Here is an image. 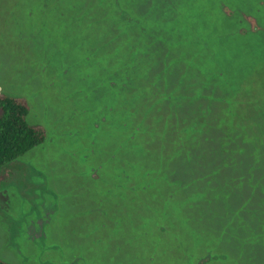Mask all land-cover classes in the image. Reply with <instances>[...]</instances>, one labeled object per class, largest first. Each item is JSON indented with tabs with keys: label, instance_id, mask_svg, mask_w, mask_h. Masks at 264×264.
<instances>
[{
	"label": "rangeland",
	"instance_id": "374dc122",
	"mask_svg": "<svg viewBox=\"0 0 264 264\" xmlns=\"http://www.w3.org/2000/svg\"><path fill=\"white\" fill-rule=\"evenodd\" d=\"M136 69L191 118L167 147ZM0 90L46 129L0 167L1 259L264 264V0H0Z\"/></svg>",
	"mask_w": 264,
	"mask_h": 264
},
{
	"label": "trees",
	"instance_id": "16d2710c",
	"mask_svg": "<svg viewBox=\"0 0 264 264\" xmlns=\"http://www.w3.org/2000/svg\"><path fill=\"white\" fill-rule=\"evenodd\" d=\"M113 10L116 11L115 16L117 17L118 11L116 9ZM109 13H110L109 20L111 21V23L115 24L116 17L114 15H111L112 13L111 10L109 11ZM136 24L137 22L133 23L132 19L131 22L127 19L125 21L124 27L122 24L120 26L119 24H117L118 27L115 28L117 33L116 36H121L125 33H128V38L127 40L126 39L125 40L130 42L131 44L135 42L137 38H143V35L137 33L135 26ZM109 26L110 24L108 25V27ZM125 26L126 28H129L128 32L125 31ZM129 31L133 32L132 35H130ZM116 36L114 37V40L116 39ZM191 42L195 44L199 43L196 41H191ZM133 49H135V46ZM124 50H125V45H124ZM194 53L196 54L195 50ZM124 64L125 67H123V69L129 67L128 66L129 64L126 65L125 60H124ZM129 71L127 70L126 73L129 74ZM145 71H146L145 69H141V71L139 69H136V71L134 72L135 75L133 77H132L133 75V71H132L131 72L132 75L129 76V79L126 77L125 84L128 85L135 79L136 76H138V81L135 82V85L137 84L139 85L138 90L142 89L140 91L141 93H139V98H140V101H138L139 104L134 105L135 109L137 110V115L139 116L138 120H142L144 126L146 124H149L148 121L152 119L156 120V123H154L156 126H154L153 123L152 125L149 124L150 125L149 129L150 131L153 132V133L150 132L149 136L152 137V135H154L155 138H161L160 146L167 147L169 131L175 132L174 129L176 128L175 126L176 123L171 124L172 115H174L179 120L178 125H181V123H185V124L188 123V120H190L191 118L187 117L188 119L184 120L178 117L180 113V103H178L180 101L176 100L178 96L172 94L170 90L164 91L165 89L161 84H158L157 87L154 86V88L152 81L150 82V84H147L146 83L147 78H145L144 80ZM154 90L155 91L159 90L160 95L158 99L155 100L152 106L150 105L152 103L148 101H152V99L154 98L153 97ZM168 91L170 92L169 94ZM148 95L150 96L148 97ZM171 101H173V103L170 105L169 102ZM29 113H30V103L24 96L7 94L0 90V167L18 159L21 156H24L27 152L41 145L46 140L45 127L39 123L29 122L28 120ZM193 113H195V111ZM167 116H169V118L166 121ZM195 123L197 124L198 122L196 121ZM164 124H167V127L166 126L163 127ZM189 127L190 125H188V127H186L184 130L180 128V135L183 138H185L184 133L189 131L187 130L189 129ZM159 131L160 132L163 131L164 132L163 135L162 133H158ZM200 133L203 134V131L199 130L197 133L192 132L190 135L196 138ZM174 134L178 135L176 133ZM187 136L188 135H186V137ZM139 143L142 149H144L145 147L146 149L155 150L154 145L151 143L148 142L142 143L141 141ZM150 144L151 147L148 148V145ZM202 147L203 146H201V148ZM198 150L199 149L194 150V152L196 153ZM142 155L143 154L141 155L138 154V156L140 157ZM140 160L141 162H143V157H141ZM0 264H10V263L0 258Z\"/></svg>",
	"mask_w": 264,
	"mask_h": 264
}]
</instances>
